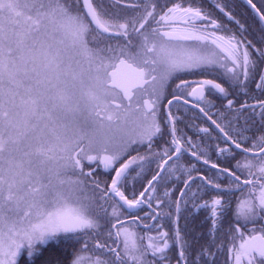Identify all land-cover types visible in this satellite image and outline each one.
I'll return each instance as SVG.
<instances>
[{
	"label": "snow or ice",
	"instance_id": "snow-or-ice-1",
	"mask_svg": "<svg viewBox=\"0 0 264 264\" xmlns=\"http://www.w3.org/2000/svg\"><path fill=\"white\" fill-rule=\"evenodd\" d=\"M0 264H264V0H0Z\"/></svg>",
	"mask_w": 264,
	"mask_h": 264
}]
</instances>
